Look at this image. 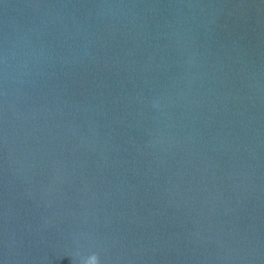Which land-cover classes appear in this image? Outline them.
I'll use <instances>...</instances> for the list:
<instances>
[{"label":"water","instance_id":"1","mask_svg":"<svg viewBox=\"0 0 264 264\" xmlns=\"http://www.w3.org/2000/svg\"><path fill=\"white\" fill-rule=\"evenodd\" d=\"M264 264V0H0V264Z\"/></svg>","mask_w":264,"mask_h":264},{"label":"clouds","instance_id":"2","mask_svg":"<svg viewBox=\"0 0 264 264\" xmlns=\"http://www.w3.org/2000/svg\"><path fill=\"white\" fill-rule=\"evenodd\" d=\"M86 264H98L97 257L92 256V257L86 262Z\"/></svg>","mask_w":264,"mask_h":264}]
</instances>
